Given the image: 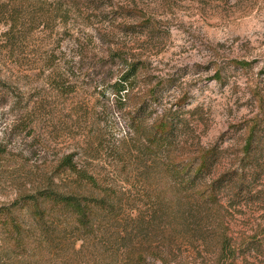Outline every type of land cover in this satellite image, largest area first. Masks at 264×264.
I'll use <instances>...</instances> for the list:
<instances>
[{"label":"rangeland","instance_id":"374dc122","mask_svg":"<svg viewBox=\"0 0 264 264\" xmlns=\"http://www.w3.org/2000/svg\"><path fill=\"white\" fill-rule=\"evenodd\" d=\"M1 3L6 4L0 6V208L48 179L67 186L73 177L54 172L67 155L100 184L124 192L134 184L144 158L131 144L126 116L109 88L125 70L124 62L111 58L116 54L144 65L132 94L164 85L161 106L152 105L149 121L163 108L178 109L183 98L188 144L220 152L208 180L230 168L242 140L234 128L256 111L252 88L264 86V0ZM9 13L15 25L7 37ZM145 21L151 26H142ZM232 60L251 66L241 69ZM217 70L221 80H213ZM223 202L227 207L224 197ZM240 205L223 213L228 235L245 251L239 260L264 264V204ZM19 210L0 218V264L61 263L55 248L30 243L28 211ZM251 245L256 248L247 250ZM189 253L191 262L200 261Z\"/></svg>","mask_w":264,"mask_h":264},{"label":"trees","instance_id":"16d2710c","mask_svg":"<svg viewBox=\"0 0 264 264\" xmlns=\"http://www.w3.org/2000/svg\"><path fill=\"white\" fill-rule=\"evenodd\" d=\"M14 22L9 13L7 37ZM142 26L151 25L145 21ZM111 58L125 64L109 88L115 106L126 116L130 142L144 158L134 184L126 192L100 184L67 155L54 170L57 176L73 177L67 186L61 188L48 179L32 194L1 207L0 218L14 208L27 210L28 240L37 247L55 248L62 254L56 256V261L61 260L58 264H207L206 256L213 258L212 264H246L239 260L245 251L234 247L223 213L240 204H264V86L257 83L252 88L256 111L234 128L241 131L242 140L230 168L208 180L220 152L216 146L188 144L191 128L183 116L189 112L183 109L186 101L181 98L175 104L178 109L163 108L149 121L152 105L161 106L164 85L160 81L132 94L143 63L127 62L121 54ZM229 63L241 69L251 66L246 61ZM260 72L264 74V68ZM213 80H221L220 70ZM223 197L227 207L220 203ZM7 220L14 224V219ZM13 228L18 229L17 224ZM88 247L94 251L87 253ZM190 251L201 258L199 262L189 260Z\"/></svg>","mask_w":264,"mask_h":264}]
</instances>
